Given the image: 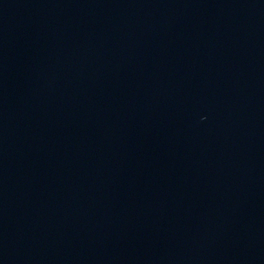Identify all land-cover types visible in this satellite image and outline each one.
Here are the masks:
<instances>
[{
    "label": "water",
    "instance_id": "95a60500",
    "mask_svg": "<svg viewBox=\"0 0 264 264\" xmlns=\"http://www.w3.org/2000/svg\"><path fill=\"white\" fill-rule=\"evenodd\" d=\"M0 264H264V42L0 36Z\"/></svg>",
    "mask_w": 264,
    "mask_h": 264
}]
</instances>
